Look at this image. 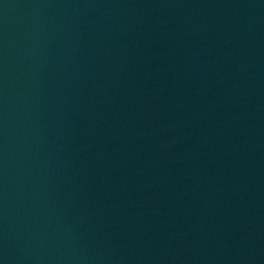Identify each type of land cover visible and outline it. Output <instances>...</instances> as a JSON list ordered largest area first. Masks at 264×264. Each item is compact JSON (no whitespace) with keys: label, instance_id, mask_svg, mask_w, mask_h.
Returning a JSON list of instances; mask_svg holds the SVG:
<instances>
[{"label":"water","instance_id":"obj_1","mask_svg":"<svg viewBox=\"0 0 264 264\" xmlns=\"http://www.w3.org/2000/svg\"><path fill=\"white\" fill-rule=\"evenodd\" d=\"M0 264H264V0H0Z\"/></svg>","mask_w":264,"mask_h":264}]
</instances>
